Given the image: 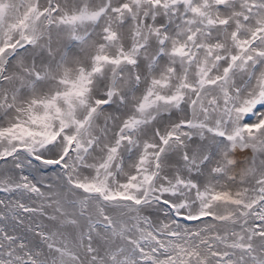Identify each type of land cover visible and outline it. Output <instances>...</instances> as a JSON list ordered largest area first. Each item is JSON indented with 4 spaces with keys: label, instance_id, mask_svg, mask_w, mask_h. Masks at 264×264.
Wrapping results in <instances>:
<instances>
[{
    "label": "snow or ice",
    "instance_id": "6c2138e0",
    "mask_svg": "<svg viewBox=\"0 0 264 264\" xmlns=\"http://www.w3.org/2000/svg\"><path fill=\"white\" fill-rule=\"evenodd\" d=\"M0 264H264V0H0Z\"/></svg>",
    "mask_w": 264,
    "mask_h": 264
}]
</instances>
